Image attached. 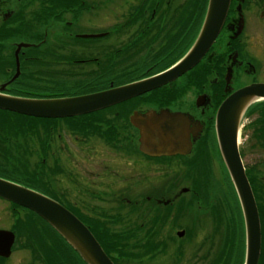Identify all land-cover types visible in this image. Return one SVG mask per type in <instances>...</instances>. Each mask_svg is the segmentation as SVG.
I'll use <instances>...</instances> for the list:
<instances>
[{
	"label": "flooded vegetation",
	"instance_id": "af4514ba",
	"mask_svg": "<svg viewBox=\"0 0 264 264\" xmlns=\"http://www.w3.org/2000/svg\"><path fill=\"white\" fill-rule=\"evenodd\" d=\"M208 3L0 0V93L77 98L162 75L190 53ZM251 85H264V0H230L211 46L176 79L85 115L38 119L34 132L0 117V180L63 207L113 264H243L214 261L219 244L206 255V245L177 241L205 234L206 220L217 232L204 213L193 223L187 215L189 205L208 210L192 199L191 173L209 170L217 186L216 168L225 185L217 111ZM163 114L183 120L188 154L141 150L139 126ZM0 264L84 262L37 215L0 198Z\"/></svg>",
	"mask_w": 264,
	"mask_h": 264
},
{
	"label": "water",
	"instance_id": "95a60500",
	"mask_svg": "<svg viewBox=\"0 0 264 264\" xmlns=\"http://www.w3.org/2000/svg\"><path fill=\"white\" fill-rule=\"evenodd\" d=\"M230 0H209L204 26L190 53L175 68L157 77L123 88L77 98L35 100L0 93V111L33 119L72 118L95 112L135 96H140L176 79L208 50L219 32ZM2 90V89H1ZM264 101V85H251L232 94L218 109L216 135L221 160L237 196L244 226V264H258L260 223L256 203L238 151L241 117L254 102ZM141 150L152 156L186 155V129L180 117L167 114L143 122ZM0 198L23 207L40 217L84 264H112L89 231L67 210L39 194L0 180ZM183 233H179L181 237Z\"/></svg>",
	"mask_w": 264,
	"mask_h": 264
},
{
	"label": "trees",
	"instance_id": "16d2710c",
	"mask_svg": "<svg viewBox=\"0 0 264 264\" xmlns=\"http://www.w3.org/2000/svg\"><path fill=\"white\" fill-rule=\"evenodd\" d=\"M12 96L22 97L20 94H13ZM0 117H11L15 120L16 132H21L23 124L29 123L31 131L37 129L40 120L27 118L7 112L0 111ZM245 117L251 121L243 127L242 138L248 145L249 151L259 150L264 152V102L257 103L251 106L245 114ZM24 120V122H23ZM28 121V122H27ZM243 149V148H242ZM244 151L240 150L241 158L244 157ZM263 164V163H262ZM245 174L253 192L257 209L259 213L260 226H261V250L264 246V164L260 166H245ZM192 190L195 193L194 198L201 199L203 204L208 207V210L202 212L210 217V224L213 225L212 229L220 233L221 242L219 243V249L214 254V261H229L231 255H235L236 260L240 263L243 261L244 253V231L241 212L239 204L233 190V186L229 180V177L224 172L225 185H215L214 180L211 177L210 171L205 170L203 172H192ZM225 186V187H224ZM227 192V194L225 193ZM229 196V201L227 196ZM197 196V197H196ZM212 200V201H211ZM211 201V202H210ZM207 224V223H206ZM220 231V232H219ZM187 236H189L187 234ZM190 237V236H189ZM208 240V238H206ZM202 245H205L203 243ZM221 246V247H220ZM206 255H209L210 247H207ZM206 259V257H205ZM264 263V252L260 254L259 264Z\"/></svg>",
	"mask_w": 264,
	"mask_h": 264
},
{
	"label": "rangeland",
	"instance_id": "374dc122",
	"mask_svg": "<svg viewBox=\"0 0 264 264\" xmlns=\"http://www.w3.org/2000/svg\"><path fill=\"white\" fill-rule=\"evenodd\" d=\"M248 121H244V123L246 124V123H248ZM239 144H240V148H243V151L245 152L244 157L242 158L244 166H246V167L257 166L260 169V166H262L264 164V152H261L259 150L250 152L247 149L248 145L246 144V142H244L242 137H240ZM214 179L216 181L217 186L221 184V176H220L219 172L216 170V168H214ZM187 198H189V197H187ZM192 199H194L193 195H192ZM191 201H193V200H191ZM202 212H204V210H198L196 208H193V206L189 205V212L187 215H189V217H192L191 222L193 223V221L195 219L199 218L198 215L202 216V214H201ZM206 223L207 224L205 226L203 224V227L199 228V230L205 231L206 232L205 234L204 233H203V235L199 234L197 239H196V237L191 238V236L189 237L186 234L180 241H177V244L178 245L179 244L185 245L189 242L190 246H193L196 244L202 245L203 243H205L206 247H210L212 249V252H213V250L215 251L217 248V245L221 242V235L218 232H211L210 233V230H209L210 228L208 227L209 220H206ZM212 227H213V225H212ZM206 238H208V240Z\"/></svg>",
	"mask_w": 264,
	"mask_h": 264
}]
</instances>
